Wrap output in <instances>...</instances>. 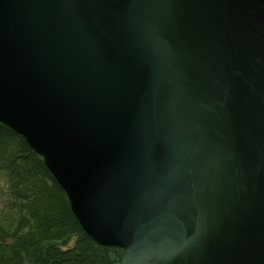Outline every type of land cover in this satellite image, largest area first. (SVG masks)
Wrapping results in <instances>:
<instances>
[{
  "label": "water",
  "instance_id": "95a60500",
  "mask_svg": "<svg viewBox=\"0 0 264 264\" xmlns=\"http://www.w3.org/2000/svg\"><path fill=\"white\" fill-rule=\"evenodd\" d=\"M0 121L120 264H264V0H0Z\"/></svg>",
  "mask_w": 264,
  "mask_h": 264
},
{
  "label": "trees",
  "instance_id": "16d2710c",
  "mask_svg": "<svg viewBox=\"0 0 264 264\" xmlns=\"http://www.w3.org/2000/svg\"><path fill=\"white\" fill-rule=\"evenodd\" d=\"M85 232L43 156L0 121V264H120Z\"/></svg>",
  "mask_w": 264,
  "mask_h": 264
}]
</instances>
